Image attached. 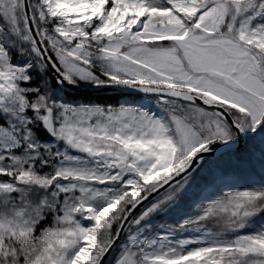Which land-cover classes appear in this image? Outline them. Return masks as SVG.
Listing matches in <instances>:
<instances>
[{
    "label": "snow or ice",
    "instance_id": "snow-or-ice-1",
    "mask_svg": "<svg viewBox=\"0 0 264 264\" xmlns=\"http://www.w3.org/2000/svg\"><path fill=\"white\" fill-rule=\"evenodd\" d=\"M0 264H264V0H0Z\"/></svg>",
    "mask_w": 264,
    "mask_h": 264
},
{
    "label": "trees",
    "instance_id": "trees-1",
    "mask_svg": "<svg viewBox=\"0 0 264 264\" xmlns=\"http://www.w3.org/2000/svg\"><path fill=\"white\" fill-rule=\"evenodd\" d=\"M71 99L76 101L84 102V103H95V104H111V105H118L119 99L122 98L117 94H77V93H69ZM138 98V97H134ZM257 179H259V174L257 173ZM240 187L246 186L245 184L241 183L238 185ZM228 189H225L227 191Z\"/></svg>",
    "mask_w": 264,
    "mask_h": 264
},
{
    "label": "water",
    "instance_id": "water-1",
    "mask_svg": "<svg viewBox=\"0 0 264 264\" xmlns=\"http://www.w3.org/2000/svg\"><path fill=\"white\" fill-rule=\"evenodd\" d=\"M69 93H78V94H84V93H86V94H109V93H113V92H110V91H96V92H90V91H75V90H73V91H70ZM113 94H115V93H113Z\"/></svg>",
    "mask_w": 264,
    "mask_h": 264
},
{
    "label": "rangeland",
    "instance_id": "rangeland-1",
    "mask_svg": "<svg viewBox=\"0 0 264 264\" xmlns=\"http://www.w3.org/2000/svg\"><path fill=\"white\" fill-rule=\"evenodd\" d=\"M125 100H127L128 102H137L138 101V99L122 97L119 99V101H120L119 103L124 102Z\"/></svg>",
    "mask_w": 264,
    "mask_h": 264
}]
</instances>
